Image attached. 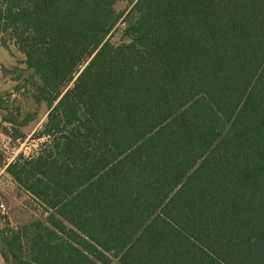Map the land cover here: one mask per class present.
I'll use <instances>...</instances> for the list:
<instances>
[{"label":"trees","instance_id":"16d2710c","mask_svg":"<svg viewBox=\"0 0 264 264\" xmlns=\"http://www.w3.org/2000/svg\"><path fill=\"white\" fill-rule=\"evenodd\" d=\"M119 1L0 0L49 108L5 169L47 216L0 229L4 264H264V0Z\"/></svg>","mask_w":264,"mask_h":264},{"label":"rangeland","instance_id":"374dc122","mask_svg":"<svg viewBox=\"0 0 264 264\" xmlns=\"http://www.w3.org/2000/svg\"><path fill=\"white\" fill-rule=\"evenodd\" d=\"M136 0H121L116 6V12L127 14ZM122 21L110 36L112 43L118 44L122 40ZM0 97H3L4 111L0 110V229L10 224L12 227L38 219L45 221L46 212L28 194L19 190L15 183L7 176L5 169L11 159L20 154L33 155L39 149L42 141L33 140L36 131L42 129L47 120L49 108L47 104L38 105L33 99L34 84H39V78L34 71L28 70L24 64V56L15 47L8 51L0 45ZM9 71L8 74L3 69ZM15 109H20L21 118L33 117V121L22 129L26 135L25 141H12L2 132V127H10L2 122L3 115H8ZM5 205V213L1 205ZM0 264L4 261L0 255Z\"/></svg>","mask_w":264,"mask_h":264},{"label":"built area","instance_id":"2783aa9c","mask_svg":"<svg viewBox=\"0 0 264 264\" xmlns=\"http://www.w3.org/2000/svg\"><path fill=\"white\" fill-rule=\"evenodd\" d=\"M20 155H23V156H25V157H30V156H32V155H25V154H20ZM19 156V155H18ZM17 156V157H18ZM16 157V158H17ZM15 157L13 158V159H11L10 161H9V163L6 165V167H8L11 163H13L14 161H15V159H16ZM1 208H2V211L5 213V211H6V208H5V205H1Z\"/></svg>","mask_w":264,"mask_h":264},{"label":"crops","instance_id":"0c3cea01","mask_svg":"<svg viewBox=\"0 0 264 264\" xmlns=\"http://www.w3.org/2000/svg\"><path fill=\"white\" fill-rule=\"evenodd\" d=\"M1 69H2V66L0 65V75H1ZM4 69H6V67Z\"/></svg>","mask_w":264,"mask_h":264}]
</instances>
